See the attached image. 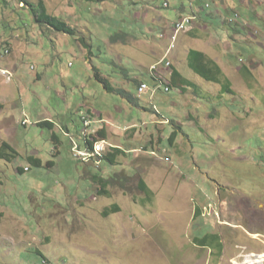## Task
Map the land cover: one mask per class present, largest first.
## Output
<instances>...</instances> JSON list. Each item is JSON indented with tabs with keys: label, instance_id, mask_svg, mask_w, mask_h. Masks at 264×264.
I'll use <instances>...</instances> for the list:
<instances>
[{
	"label": "rangeland",
	"instance_id": "374dc122",
	"mask_svg": "<svg viewBox=\"0 0 264 264\" xmlns=\"http://www.w3.org/2000/svg\"><path fill=\"white\" fill-rule=\"evenodd\" d=\"M43 1L76 37L41 31L27 6L0 1V146L10 143L19 154L0 161V264H264V0L252 16L254 30L238 33L224 22L205 31L213 40L205 42L218 47L205 50L235 95L187 67L183 37L166 55L175 39L174 31L172 39L161 31L172 19L166 16L181 6L189 12L190 0H166L171 10L159 7L165 0ZM237 8L247 20L249 11ZM164 57L200 94H139L144 88L132 81L150 87L147 72ZM243 67L252 74L248 83ZM96 73L138 106L107 93ZM44 121L53 130L38 126ZM85 137L95 141L93 151L96 143L105 146L104 159L115 149L124 154L114 165L103 158L82 163L74 151ZM96 173L116 174L127 185L101 195ZM203 226L220 235V257L194 243Z\"/></svg>",
	"mask_w": 264,
	"mask_h": 264
},
{
	"label": "trees",
	"instance_id": "16d2710c",
	"mask_svg": "<svg viewBox=\"0 0 264 264\" xmlns=\"http://www.w3.org/2000/svg\"><path fill=\"white\" fill-rule=\"evenodd\" d=\"M0 1H4V3H6V0H0ZM18 1L24 6H27V8H29V14L32 17L34 24L38 26L41 31H44V28H47V29H52L58 33L76 37L77 35L76 29L72 27L69 23H67L65 20H63L62 18L49 14L46 4L43 0H39L37 3H31L29 0H18ZM84 1L86 3H103L105 0H84ZM79 41L83 42V39L79 38ZM192 54L195 55V58L191 59L189 57V67L191 68V70H193L197 75L201 76L207 82H214V83L220 84L223 87L224 93L235 95L234 91L232 90L231 82L227 78L223 77L222 71L213 61L209 60L207 56H205L203 53H200L197 51H191L190 55ZM205 62L214 66V69L216 71L207 69L204 64ZM242 70H243V77L245 81L247 83L250 82L252 78V74L249 72L248 69L244 67L242 68ZM178 75L179 73L176 70H173L172 81H171L172 88L175 87L174 84H175V80ZM96 78L103 85V88L105 89L107 93L119 95L123 99L127 100L129 103L134 104L135 106H138V100L134 98L130 93H128L127 91L123 89H118V88L113 87L111 83L109 82V80L105 77H102L99 73H96ZM132 82L135 85V87H137L136 88L137 90L140 86L143 85V83H145L144 81H137V80H133ZM149 84L153 87H156V84L153 78L150 79ZM185 84L187 85L188 88L193 89V91L196 94L198 93V87L193 82L185 79ZM2 109H3V105L0 104V112ZM38 126L48 127L51 130H53L54 123L50 121H44V122H39ZM102 132L103 130L99 132V134H102ZM175 138H176V133L173 132L169 140L171 144L174 141H176ZM93 145L94 143H92L87 138L86 143H85V148L89 149L90 151H93L94 150ZM120 154H124L123 151H121L120 149H115V154L107 155L105 159L104 158L103 159L109 162L111 165H114L115 163L113 162V159L117 158L118 155ZM18 156H19L18 152L10 144L5 142L0 146V161L5 160L8 162H13V160L17 159ZM28 160L33 165L37 167H42L41 159L30 156ZM20 171L22 173H25L22 168L20 169ZM27 171H29V169ZM92 179H93L92 182L96 184L97 186H99V188L101 189L98 191L99 194L101 195L103 194L106 196L109 194L108 188L111 185H115L116 183L119 184L121 187H124L127 185V179L123 177L121 178L120 176H117L116 174L113 177L106 179L96 173L92 175ZM138 188L139 190L144 192L145 195L148 197L147 202H150L152 198V191L149 189L148 185L146 184L143 178L139 179ZM116 212H118V209L116 206H114L111 213H116ZM108 214H109V211H106L105 215H108ZM200 217H201V210L196 209L195 218L198 220ZM194 243L198 247L211 250V252L214 253L217 257H220L222 254L223 243L221 241L220 235L217 233L206 231L204 226L201 229L197 230L195 234V238H194ZM33 253L40 256L43 261L46 260L45 257L38 250H36ZM46 262L47 261H44L45 264Z\"/></svg>",
	"mask_w": 264,
	"mask_h": 264
},
{
	"label": "crops",
	"instance_id": "0c3cea01",
	"mask_svg": "<svg viewBox=\"0 0 264 264\" xmlns=\"http://www.w3.org/2000/svg\"><path fill=\"white\" fill-rule=\"evenodd\" d=\"M259 2H260L259 0H239L238 3L235 2V0H190L191 10H189V12H186L185 7L181 6L178 9L179 11L177 10L178 12H175L174 17H172L170 15H168V16L163 15L164 17L166 16V17L172 18L170 22L167 21V22L163 23L166 26L164 27L163 30H161L163 33H165L164 31H166L167 34L169 33L171 36V39H172V35L174 34L173 28H174L176 23L181 21L184 17H188V16L194 17L193 22L190 25H188L186 30L181 32L178 35V37L174 43V48H171V50H170V47L172 45V40H171V44L169 45V47L166 51L167 52L166 55L169 56L170 53H172L176 50V48L178 50H179V48H181L180 46H177L176 44H177V41H179L180 38L183 37L184 38L183 42L186 43L187 48H182V49H184L185 53H186V61H187V67L188 68H190L189 67V57L191 59L195 58L194 54L190 55L191 51H197V52L203 53L205 56H207V58L209 60L213 61L219 67V69L222 71L223 77H225L224 69L222 68L221 64L219 62H217L210 55V52L206 51V50L211 49V51L213 52L214 50H218V47H217V44L211 42V41H213L211 36L205 34V31L210 29L211 25L214 27H219L220 25H224V22H226L228 26H233L235 28L234 30L238 33H241V30L238 27H246V28L251 29V31L254 30L255 27H253L251 25V23L253 21L252 16H254L256 14L255 8H257L258 5L260 6V4H262V3L259 4ZM159 3H160L159 4L160 8H168L167 10H171V4L169 1L165 0L164 2H159ZM238 4L240 6L246 8L247 12L249 11L248 13L246 12L247 17H248V18H246L247 20H245V16L237 8ZM207 5L209 6V8L207 7ZM207 9H209V10H207ZM163 10H165V9H163ZM246 13H244V14H246ZM236 16H238V20L235 21L234 23H232L231 25H229L230 20ZM175 19H177V20H175ZM164 20L165 19L163 18L162 22ZM219 21L221 23H219ZM202 25H204V27ZM216 25H218V26H216ZM220 28H222V27H220ZM217 31L220 32L222 30H217ZM251 31L248 33L249 38L253 37ZM163 33L160 35L161 38L163 37ZM216 34H217V32H216ZM170 36H169V38H170ZM206 37L208 39H210L211 41L208 40L207 42H205ZM218 37L220 38L219 35H218ZM187 43H189V44H187ZM191 43H193V44H191ZM204 64H205V67L207 69H211V70L216 71L214 69V66L210 65L209 63L205 62ZM173 70H176L179 73V75L177 76V78L175 80V84H174L175 87L174 88L178 89L179 91H186L187 92V89H190V88H188L187 85L185 84V79L193 82L197 87L199 86L193 80H190L189 78H187L180 71V69L178 67H173V66H172V69L170 72L168 70L163 71L165 76L169 79L170 82L172 81ZM240 70H241V68H240ZM147 73L151 79L152 77L150 75V68H149V71ZM203 80H204V82H207L205 79H203ZM171 87H172V84H171ZM221 91H222V93H224L223 87H221ZM198 93L200 94L199 91H198ZM8 144H10V143H8Z\"/></svg>",
	"mask_w": 264,
	"mask_h": 264
},
{
	"label": "built area",
	"instance_id": "2783aa9c",
	"mask_svg": "<svg viewBox=\"0 0 264 264\" xmlns=\"http://www.w3.org/2000/svg\"><path fill=\"white\" fill-rule=\"evenodd\" d=\"M207 7L209 8L208 5H207ZM232 19L237 21L238 16H236ZM193 20H194V17L188 16V17H184L181 21H179L178 23L175 24V26L173 28V31H175V39L172 41V44L175 43V41L178 37V30L185 28L187 26V24L192 23ZM166 61H168V57H164V63H156L150 67V70L155 71V79H153V80L156 84V87H153L151 85H150V87H144V90L141 93H139L140 95L151 93L152 96L154 97L160 92H162V93H170L171 92V90L170 91L159 90V80H161V77H165V74L163 71L168 70L170 72L172 69V68H166ZM171 89H172V87H171ZM91 123H92L91 121H86L85 127L89 128ZM84 133L87 135L86 131H84ZM85 138H87V137H85ZM104 150H105L104 145H102L101 143H96V150L95 151H87V148L80 149L79 147H76L75 151H74L75 152L74 155H75L76 160H79L82 163H89L91 161H96L97 159L101 160Z\"/></svg>",
	"mask_w": 264,
	"mask_h": 264
},
{
	"label": "bare ground",
	"instance_id": "6f19581e",
	"mask_svg": "<svg viewBox=\"0 0 264 264\" xmlns=\"http://www.w3.org/2000/svg\"><path fill=\"white\" fill-rule=\"evenodd\" d=\"M232 22H235V20H234V19H231V20H230V23H232ZM190 24H191V23H188L187 26H186L185 28H182V29L178 30V33H181V32H183V31H185L186 28L188 27V25H190ZM174 32H175V31H174ZM174 36H175V35H174ZM173 47H174V46H172V48H173ZM158 63H164V58H163L160 62H158ZM171 66H172V63H171V61L168 59V61H166V68H170ZM3 73H4V74H7V72H3ZM150 75L152 76L153 79H155V71L150 70ZM142 87H143V88H144V87H148V85H147V84H143ZM162 88H163L164 91H170V90H171L169 86H167L166 84L163 83V78L161 77V80H159V90H160V89L162 90Z\"/></svg>",
	"mask_w": 264,
	"mask_h": 264
},
{
	"label": "clouds",
	"instance_id": "9594fccd",
	"mask_svg": "<svg viewBox=\"0 0 264 264\" xmlns=\"http://www.w3.org/2000/svg\"><path fill=\"white\" fill-rule=\"evenodd\" d=\"M7 51H8V54H9V49L6 50V53H7ZM86 139H87V138H86ZM86 139H85V141H86ZM90 139H91V138H90ZM91 142L94 143L95 141H91ZM84 148H85V147H84ZM84 148H83V149H84ZM102 158H103V157H102ZM26 170H28V169H26Z\"/></svg>",
	"mask_w": 264,
	"mask_h": 264
}]
</instances>
